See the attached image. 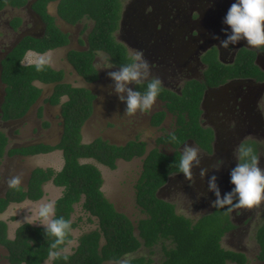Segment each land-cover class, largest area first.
<instances>
[{
    "label": "trees",
    "instance_id": "obj_1",
    "mask_svg": "<svg viewBox=\"0 0 264 264\" xmlns=\"http://www.w3.org/2000/svg\"><path fill=\"white\" fill-rule=\"evenodd\" d=\"M56 0H38L46 22L48 35L44 39L33 42L27 39L19 42L1 61V80L5 84V98L2 104V120L22 117L35 103L41 90L34 82L54 83L62 80L63 73L52 70L48 66L41 72L35 65L23 66L20 62L29 50L44 53L48 49L65 44L63 35L52 19L44 11L48 2ZM20 5L19 0L9 2L0 0V10L6 5ZM121 3L119 0H59L58 14L70 24L80 22L83 17L92 19L94 27L87 36L88 47L81 52L71 51L68 59L74 69L86 82L97 79V71L93 65L97 51L108 55V60L118 68L131 62V56L125 47L116 41L114 32L118 27ZM209 59V58H208ZM214 59H209V72L215 74L217 67ZM135 91L144 93L147 84H135ZM202 88L193 83H187L178 96L162 89L157 97L166 102L169 112L175 115L176 127L169 133L157 138L156 143L167 146L171 154L153 148L145 156V143L130 141L125 146L112 145L101 139L90 144H82L80 128L91 114L94 95L85 88H74L69 84L58 83L54 86L52 95L46 102L58 104L60 97L67 95L68 99L61 105L64 118V132L56 146L37 145L9 150V154L20 153L34 155L59 149L63 153L64 166L55 173L51 169H36L31 173L27 192L19 189L9 192L0 198V212H3L9 202H18L25 197L36 200L41 198L42 185L51 180L55 186L63 187V195L56 200V217L71 220L73 206L83 197L82 208L88 216L95 217L97 228L78 239V246L71 254L60 253L53 258L51 264H103L107 261L117 262L125 255L134 254L140 248L148 250L149 256L139 255L128 257L119 264H154L150 255L153 248L161 244L164 258L157 264H245L246 256L242 252L227 250L221 246L224 234L233 228L227 209L213 208L195 219L175 211L174 204L157 196L158 190L167 182L170 175L181 174L178 163L182 153L180 146L192 139L199 147L209 149L210 137L200 127L199 100ZM40 115V108L37 110ZM163 112L156 113L151 118V125L156 127L163 121ZM175 133L177 140H170V134ZM7 146V137L0 130V159ZM144 156L142 171L135 184V202L144 218L139 219L135 226L128 217L115 210L101 191L102 176L92 164L80 163L83 158H91L98 163L114 170L116 161H130ZM15 193L16 195H13ZM234 201V200H233ZM235 202V201H234ZM89 220V219H88ZM71 230L76 227L72 221ZM136 229L137 235L134 234ZM72 238L69 233L66 243ZM45 228L33 227L28 224L16 230L14 239L6 237V225L0 222V245L8 251L9 264H43L49 258V245L54 242ZM103 239V243L100 240ZM165 241L172 245L166 248ZM256 241L259 246L257 259L264 263V223L257 230ZM65 243V244H66ZM64 244V245H65ZM61 245L59 251L63 249ZM67 256V260L64 257Z\"/></svg>",
    "mask_w": 264,
    "mask_h": 264
},
{
    "label": "flooded vegetation",
    "instance_id": "obj_2",
    "mask_svg": "<svg viewBox=\"0 0 264 264\" xmlns=\"http://www.w3.org/2000/svg\"><path fill=\"white\" fill-rule=\"evenodd\" d=\"M131 1L120 10L117 29L121 42H118L126 52L134 47L144 52L150 65L148 80L152 79L151 75L159 77L163 81L162 89L178 96L187 83L202 88L198 121L209 134V149L199 147L192 139H187L180 148L194 143L199 152L221 162L225 152L234 156L236 146L244 143L258 157H264V143L258 146L251 138L252 134L264 137V47L250 48L244 40L228 49L219 46V41L231 34L223 20L235 0ZM208 58L220 67L215 74L208 73ZM148 80L141 84H147ZM178 81H183L179 90L176 89ZM156 101L162 107L151 110L150 119L159 112L164 113L161 124L168 114L175 117L165 101L158 98ZM201 168L202 163L194 162L191 171ZM205 174L204 188L210 179ZM194 178L199 183H194V189L200 192L201 179ZM201 194L213 196L204 191Z\"/></svg>",
    "mask_w": 264,
    "mask_h": 264
},
{
    "label": "crops",
    "instance_id": "obj_3",
    "mask_svg": "<svg viewBox=\"0 0 264 264\" xmlns=\"http://www.w3.org/2000/svg\"><path fill=\"white\" fill-rule=\"evenodd\" d=\"M13 1L14 0H9L10 3ZM37 1L38 0H19L20 5L13 6L12 4H6L0 10V66L1 61H3L12 49L22 40L27 39L37 42L47 37L49 32L48 22H46L41 13ZM58 2L59 0L48 2L44 7V11L52 19V22L57 26L59 31L66 36L65 44L48 49L44 53H37L29 50L21 60L24 64L20 63L23 66L35 65V62L43 56L45 59L50 60V64L48 65L49 68L63 73L61 80L63 83L93 91H91L94 95L91 115L83 122L80 130L82 144H90L97 139H101L116 146H125L128 142L135 140L145 143L143 134L147 130L150 134L153 132L150 130L153 128L151 119L148 118V123L145 122L146 124H144L132 120V116L126 117L124 115L126 103L119 99V95H117L116 101H114L115 94L106 95L105 91L103 92L104 94L100 91V89L104 87V80L100 79L94 61L93 65L97 70V79L93 83H87L75 71L68 59V54L71 51L81 52L86 50L88 47L87 36L85 41L81 39V30H76V24H70L60 17L58 14ZM85 46L86 49H83ZM34 84L42 90L39 103L33 106L21 119L9 120L6 122L0 119V130L7 137V146L0 159V198H4L9 192H14V190H16L8 187L7 181L11 176H21L22 184L19 190L25 193L29 187L31 173L34 170L51 169L57 173L64 166L63 153L59 149L34 155L8 153V151L12 149L37 145L53 147L60 142L63 136L60 105H50L43 102V100L51 94L53 84H42L38 81H35ZM4 88V84L0 82V101L3 98ZM66 100V96L61 97L60 104L64 103ZM38 108H41L40 118L36 115ZM162 130L161 127L157 128V132ZM120 160L123 164L129 162L122 159ZM82 161V159L79 160L80 163H83ZM89 162L85 163L94 165L101 173V168L97 165L96 161ZM123 164L121 163V168ZM117 166L118 165H116L115 169ZM102 167H105L102 168V171L108 173L114 171L104 165H102ZM103 179L104 178H102V180ZM42 191L43 194L41 198L33 200L27 196L18 202L11 201L7 208L3 212H0V222H4L6 225L7 239H14L16 230L25 224L33 227H45L39 222L36 216H33V210L38 209L39 205L42 203H55L56 200L63 195L64 189L63 187L55 186L52 181L49 180L42 185ZM13 195L16 194L13 193ZM32 216L33 222L27 223L26 217ZM0 255H3V257L0 256L1 264H7L8 251L2 245H0Z\"/></svg>",
    "mask_w": 264,
    "mask_h": 264
},
{
    "label": "rangeland",
    "instance_id": "obj_4",
    "mask_svg": "<svg viewBox=\"0 0 264 264\" xmlns=\"http://www.w3.org/2000/svg\"><path fill=\"white\" fill-rule=\"evenodd\" d=\"M121 7L124 8L128 3H131V0H119ZM146 11H148L146 9ZM80 32V38L84 41L89 32L92 31L94 27V21L92 19L83 17V19L76 25ZM119 30L117 29L114 32V37L116 41H120ZM124 35L126 33L124 32ZM86 49V46L83 48ZM137 49L134 47L128 48V55L133 57ZM94 65L98 70L100 79L104 80V87L100 89L103 93L105 91L106 95H114L115 100L117 94L115 92V81H113L109 76V72L119 71L120 69L115 67L113 63H110L108 60V55L103 51H97L94 58ZM155 77V75H151ZM135 84H129L127 87L132 88ZM183 86V81H178L176 84V89L179 90ZM104 94V93H103ZM101 95V94H100ZM122 95L127 96V93ZM158 107H162V104L156 101L152 108L147 112L137 111L135 115L131 117L132 120L138 123H148V118H150L151 110H155ZM161 127L163 130L157 132V128ZM157 128L153 127L150 130L153 132L150 134L148 130L143 134L145 141V154L146 155L153 148H157L163 151L166 154H171L172 150L167 146L160 145L156 143L155 137L159 138L165 132H171L176 127V118L172 117L171 114H168L164 122ZM251 138L256 140L257 145L260 146L264 143V137L258 136V134H252ZM142 139V138H141ZM187 146H195L194 143H189ZM222 145L218 146L220 148ZM183 148H180L179 151L183 153ZM222 163H218L219 160L214 156H206L203 153L199 152L200 163H202L201 169H206L205 173L209 174L211 178L213 175L217 177L216 183L220 190L221 198L231 192L234 188V185L230 182V172L238 163L236 155L229 156V153L226 152L224 156L220 157ZM91 159V158H89ZM144 156L140 158L132 159L129 162L123 164L120 159L116 161L117 168L114 171L108 173L102 171V165L97 163L101 168V176L104 178L103 184L101 185V190L103 195L113 203L116 211L125 214L128 219L135 226L136 222L145 217V214L142 213L140 208L136 205L135 202V184L142 171ZM212 159L213 161H210ZM83 164L89 161H95L94 159L88 160L87 158L82 159ZM220 162V161H219ZM90 163V162H89ZM121 163L123 167L121 168ZM100 164V165H99ZM126 166V167H125ZM259 166L264 169V157L259 156ZM210 167V168H209ZM201 169L192 170V180H188L183 175L173 174L169 176V179L165 184L158 190L157 196L165 201H168L175 206V211L179 214H183L189 218L195 219L198 216H201L209 211H212V203L216 200V195L214 192L210 191L208 186H203L204 176L201 177L200 174L196 172L201 171ZM198 170V171H197ZM100 172V171H99ZM206 175V174H205ZM197 176L201 179L200 192L194 189V183L198 184L197 180L194 178ZM203 180V181H202ZM220 181V182H219ZM202 191L212 194L213 196H207L206 194H201ZM197 192V193H196ZM211 198V199H210ZM235 202L238 197H235ZM83 197L81 200L73 206V213L71 215V220L76 221L77 225L70 232L72 238L67 241L63 249L60 250V253L71 254L74 252V249L78 246V239L83 234H87L92 230L97 228V220L95 217L88 216V212L82 208ZM234 202V203H235ZM89 219V220H88ZM229 219L234 225L233 228L226 232L221 240V246L224 249L234 250L237 252H242L246 258L247 262L245 264H264L262 261L257 259V254L259 253V246L256 241L257 230L264 223V202H262L258 207H254L251 210H241L237 209L232 213H229ZM38 227V226H37ZM45 228V227H43ZM134 234L137 235L136 229ZM103 239L100 240L102 244ZM164 245L166 248H170L172 245L169 241H165ZM139 255L149 256L148 250L140 248L134 254L125 255L119 261H107L103 264H119L121 261H124L128 257H134ZM3 257V255H0ZM150 258L153 260L154 264L159 263L163 258V252L161 249V244L156 245L153 248V253L150 255ZM52 259H47L43 264H51ZM1 264V262H0ZM8 264V263H7Z\"/></svg>",
    "mask_w": 264,
    "mask_h": 264
},
{
    "label": "clouds",
    "instance_id": "obj_5",
    "mask_svg": "<svg viewBox=\"0 0 264 264\" xmlns=\"http://www.w3.org/2000/svg\"><path fill=\"white\" fill-rule=\"evenodd\" d=\"M223 23L231 29V34L227 35L226 39L219 41L220 47L228 49L230 45H236L241 40L246 41L247 46L250 48L259 49L261 47H264V0H235V2L232 3L230 8L228 9ZM213 38L219 39V37L215 36ZM21 63L24 64L23 61H21ZM49 64L50 60H47L43 56H41L40 59L35 62L36 71H43ZM119 69V71L109 72L108 76L113 81H115V92L119 94V99L126 103L124 115L126 117H131L135 115L137 111H149L156 103L157 97L159 96L163 85V81L159 77H153L152 79L148 80V77L150 76V65L147 59L144 57V52L142 50H137L135 55L131 57V62L122 65ZM1 73L2 66H0V82H2ZM145 80H148V83L147 90L144 93H141L140 91H133L132 88L127 87L129 84L133 83L141 84ZM93 82L87 83L90 84ZM58 83L63 82L60 81L47 84H53L54 89V86ZM2 84L4 83L2 82ZM38 88L41 90L40 87ZM125 92L127 93L126 98L124 95H122ZM52 93L53 90L46 99H48L52 95ZM5 95L6 92L4 88L3 98L0 101V119L2 115L1 109ZM63 96H66V98L68 99L67 95ZM46 99L43 100L44 103H48L50 105H60L61 110V105L63 103L60 104V100L58 104H51L49 102H46ZM40 100L41 92L35 103L30 106L28 111L22 117L17 119L23 118L32 109L33 106H36L39 103ZM38 113L39 112L36 111L37 117L40 118L41 108L40 115H38ZM9 120H5V122ZM61 125L64 132V118L62 117V113ZM170 140L173 142L177 140L175 133L170 134ZM234 152L236 153L238 163L230 172V182L232 185H234L232 191L226 193L223 198H221L220 190L216 183L217 177L213 175L208 181L209 190L214 192L216 195V200L212 203V207L223 210L227 209L225 211V215H228L229 213H232L237 209L251 210L254 207H258L262 202H264V169L259 166V157L255 154V151L251 146L245 145L244 143L237 145L234 149ZM194 162L196 165L200 164L199 149L196 146H185L178 163V171L183 173L185 178L190 181L192 180L191 169ZM218 163H222V161ZM205 171L206 170L201 169V177L205 175ZM7 184L9 188L19 189L22 184L21 176H11L8 179ZM234 196L238 197L235 203L233 201ZM33 216H36L39 219V222L45 226L47 235L49 237L55 238L54 242L49 245V259L58 258L60 252L55 250L59 249L61 245H64L66 243V239L71 232V220L65 219L62 216L59 218H55L56 207L54 202L40 204L38 209L33 210ZM33 216L26 217L27 223L33 222ZM64 259L67 260V256H65Z\"/></svg>",
    "mask_w": 264,
    "mask_h": 264
}]
</instances>
